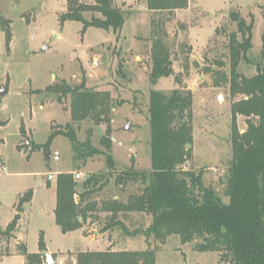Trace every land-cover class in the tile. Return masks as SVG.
Segmentation results:
<instances>
[{
	"label": "rangeland",
	"instance_id": "obj_1",
	"mask_svg": "<svg viewBox=\"0 0 264 264\" xmlns=\"http://www.w3.org/2000/svg\"><path fill=\"white\" fill-rule=\"evenodd\" d=\"M112 6L125 18L120 31L85 30L83 22L61 21L69 12L68 0H0V17L9 22L8 30L0 22V92L6 91L0 96V226L6 230L14 218V205L33 190V200L25 206V219L14 233L21 236L30 254H41L42 264L46 262L45 252L53 255L55 264H77L79 254L90 250L147 249L144 239L130 246L119 238L121 244L105 248L103 242L108 236L101 238L103 242L89 241L98 236L96 232L90 239L82 231L65 235L56 224L53 210L57 203L55 178L62 172H83L81 186L88 176H113L98 194L105 201L114 196L124 200L142 191L141 182H131L122 193L116 178L130 168L132 160L139 171L152 168V91L171 94L180 90L193 95L194 133L183 169L203 172L205 186L229 202L226 191L233 161L232 105L243 98L230 92L231 35L237 33V41L244 40L232 15L238 14L248 25L254 23L253 47L247 54L250 61L241 62L237 69L244 76L254 77L258 64L263 63L264 0H188L186 9L160 12L149 9L147 0H112ZM93 16L102 18L99 13H84L88 21ZM157 41L169 49L172 73L155 83L150 75ZM78 87L110 95L113 108L109 123H73L74 97L61 94ZM235 122L241 132L247 130L244 117L237 115ZM129 124L131 129L127 131ZM67 125L77 131L79 142L90 139L94 148L110 155L115 163L113 170L106 155L83 159L64 134L51 143L48 163L43 145L54 130ZM102 138L110 139V148L101 145ZM55 155H59V161L54 160ZM42 236L46 251L39 249ZM118 237L116 232L114 241ZM16 239L17 235L13 239L0 237V264H27ZM156 264L231 263L220 262L218 252H198L193 243L182 245L173 235L156 253Z\"/></svg>",
	"mask_w": 264,
	"mask_h": 264
},
{
	"label": "trees",
	"instance_id": "obj_2",
	"mask_svg": "<svg viewBox=\"0 0 264 264\" xmlns=\"http://www.w3.org/2000/svg\"><path fill=\"white\" fill-rule=\"evenodd\" d=\"M93 1L89 5L68 0L69 12L61 17V21L83 22L85 30L95 27L120 31L124 28V15L112 6V0ZM147 1L148 8L157 12L186 9L188 5V0ZM86 12L99 13L102 18L93 16L88 21L84 17ZM232 17L237 21L238 32L244 40L237 41V33L231 35L230 92L233 97L240 95L243 98L232 105L233 161L226 191L229 202L225 203L217 191L205 186L203 172L197 174L183 169L190 157L188 145L194 133L193 95L180 90L171 94L152 91L149 106L152 168L139 171L132 160L130 168L116 178V185L122 193L131 182H141L142 191L131 193L124 200L122 197L99 200L98 194L113 176L110 179L88 176L81 186L72 172H62L56 178L57 205L54 211L56 224L63 234L82 230L85 236H90L96 230L113 241L117 232L119 237L115 243H119V238L124 244L144 239L147 249L86 251L79 254L77 264H156V253L173 235L180 238L182 245L193 243L198 252H218L220 262L264 264V34L263 63L258 64L257 75L247 77L240 74L237 69L241 62L250 61L247 54L253 47L254 23L248 25L238 14ZM156 43L150 75L155 83L172 73L168 47L162 41ZM66 94L74 97L71 104L73 123L92 120L96 125H102L110 122L113 107L108 93L78 87L74 90L67 88L61 95ZM237 115L246 119L245 132L236 125ZM61 134L71 140L75 152L83 159L106 155L101 149L94 148L90 139L79 142L77 131L70 125L54 130L43 148L50 153L51 143ZM110 142L108 138L101 139V145L107 149L111 147ZM106 157L113 170L112 157ZM32 198L33 190L19 198L12 223L6 230L0 226V237L13 238L21 214ZM17 245L27 264H42L40 253L30 254L25 244ZM39 249L46 251L43 236Z\"/></svg>",
	"mask_w": 264,
	"mask_h": 264
},
{
	"label": "crops",
	"instance_id": "obj_3",
	"mask_svg": "<svg viewBox=\"0 0 264 264\" xmlns=\"http://www.w3.org/2000/svg\"><path fill=\"white\" fill-rule=\"evenodd\" d=\"M67 172H70V171H67ZM58 176V175H57ZM57 178V177H56ZM56 178H55V181H56ZM51 184H52V179L50 180V183H49V187H51ZM56 184H57V181H56ZM55 198H56V189H55ZM121 197H118V196H114V198L113 199H120ZM98 199L99 200H101V198L98 196ZM56 200H57V198H56ZM19 202V201H18ZM32 202V201H31ZM31 202H30V204H31ZM29 204V205H30ZM17 205H18V203H16L15 205H14V217H15V214L17 213ZM56 205H57V203H56ZM28 208H29V206H28ZM55 209H56V206H55ZM55 209L53 210V215H54V211H55ZM27 211H24L22 214H21V216H22V218H21V220L19 221V223H18V225H17V227H16V230H17V232H18V230H19V228H20V222L22 221V220H24L25 219V213H26ZM14 219V218H13ZM56 220V219H55ZM12 223V222H11ZM10 223V224H11ZM82 231V230H81ZM81 231H76V232H81ZM16 232V234L13 232V238H15V235H17V242H16V244H20V243H23V244H25V242H24V240H22V238H21V236L20 235H18V233ZM95 232H96V234H98V236H96V237H94L95 239H93V241H91V240H89L90 242H93V243H98L99 241H102L101 240V238L104 236V235H102V234H100V231H96L95 230ZM95 232H93V233H95ZM82 234H83V236L86 238V239H90V237H91V235L90 236H85V234H84V231H82ZM65 235H67V234H65ZM12 238V239H13ZM103 239V238H102ZM116 240V239H115ZM145 241V240H144ZM103 242V241H102ZM136 242V240H130V241H128L127 243V245H130V246H132V244H136L135 243ZM104 243V246H105V248L107 247H110V246H112V248H115V246L116 245H114V243H115V241H114V239H113V241H110V240H108V238H107V241L106 242H103ZM140 243H142L143 245H144V242H140ZM46 249H48V248H46ZM50 250V249H49ZM90 250V249H89ZM116 249H114V251H115ZM127 250H129V249H127ZM132 250H135V249H132ZM146 250V249H145ZM90 251H93V250H90ZM98 251H105V250H98ZM97 251V252H98ZM129 251H131V250H129ZM143 251V250H142Z\"/></svg>",
	"mask_w": 264,
	"mask_h": 264
},
{
	"label": "water",
	"instance_id": "obj_4",
	"mask_svg": "<svg viewBox=\"0 0 264 264\" xmlns=\"http://www.w3.org/2000/svg\"><path fill=\"white\" fill-rule=\"evenodd\" d=\"M0 22L8 29V27H9V22H7L6 20H5V18L4 17H0ZM5 93H6V91L4 90V91H1L0 92V96L1 97H3L4 95H5ZM131 124H129L125 129L127 130V131H129L131 128ZM45 157H46V159H47V161H48V163H50V160H51V154L49 153V152H46L45 153ZM2 162V159L0 158V163ZM83 220V218H81L80 219V221H82ZM43 255L45 256V258H46V262H45V264H55L56 263V261H55V259H54V257H53V255L52 254H50V253H43Z\"/></svg>",
	"mask_w": 264,
	"mask_h": 264
},
{
	"label": "built area",
	"instance_id": "obj_5",
	"mask_svg": "<svg viewBox=\"0 0 264 264\" xmlns=\"http://www.w3.org/2000/svg\"><path fill=\"white\" fill-rule=\"evenodd\" d=\"M114 142H115V140H114ZM118 146H122V144H121V143H118ZM54 160H55V161H59V155H55V156H54ZM74 177H75V180H76V181H79V182H80V180H84L85 175H84L83 172H79V173H76V174L74 175Z\"/></svg>",
	"mask_w": 264,
	"mask_h": 264
}]
</instances>
